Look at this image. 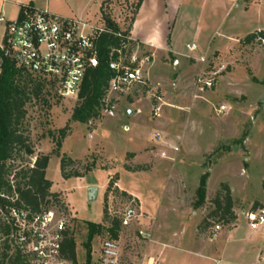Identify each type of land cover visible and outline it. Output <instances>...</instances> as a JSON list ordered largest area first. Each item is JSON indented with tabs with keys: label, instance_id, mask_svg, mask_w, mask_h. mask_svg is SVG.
<instances>
[{
	"label": "rangeland",
	"instance_id": "obj_1",
	"mask_svg": "<svg viewBox=\"0 0 264 264\" xmlns=\"http://www.w3.org/2000/svg\"><path fill=\"white\" fill-rule=\"evenodd\" d=\"M42 1L48 2L54 17L83 19L88 26L104 25V11L125 32L140 0ZM262 6L260 18L264 24V2ZM255 9L250 13L252 20H256ZM183 42L186 44L185 39ZM245 45L229 59L211 58L203 69L174 65L172 59L149 65L145 86L113 100L114 117L102 109L97 120L73 122L77 98L49 97L47 105L36 102L29 107L27 131L36 155H50L47 178L66 209L55 205L51 212L55 221L66 222L74 234L78 264H88L86 222L109 226L103 215L106 197L110 218L120 217L128 207L143 215L123 229L121 264H147L150 257L160 258L159 241L166 242L178 234L183 219L192 223L189 230L199 224V234H204L207 241H213L211 233L216 224L221 232L229 229L231 226L211 216L225 185L230 188L237 220L264 209V46L257 40L247 48ZM201 74L214 79V87L200 91L197 81ZM157 106H161L159 118L153 113ZM221 106L229 108L228 114L217 115L216 109ZM62 131L66 136L57 155L56 142ZM156 131L166 142L180 147L175 160L159 158L160 145L152 140ZM62 156L75 161L67 173L77 172L82 177L62 178ZM203 177L207 192L201 202L196 192ZM112 179L116 182L106 194ZM119 182L125 191L120 190ZM91 187L99 190L93 202L88 197ZM242 225L245 232L252 230L246 220ZM139 231L145 234L141 238L137 237ZM105 236L93 239L90 264H97ZM224 244V240L215 242ZM199 250L177 246L174 252L180 255V261L175 264H213L193 255ZM243 264L257 263L245 254Z\"/></svg>",
	"mask_w": 264,
	"mask_h": 264
},
{
	"label": "built area",
	"instance_id": "obj_2",
	"mask_svg": "<svg viewBox=\"0 0 264 264\" xmlns=\"http://www.w3.org/2000/svg\"><path fill=\"white\" fill-rule=\"evenodd\" d=\"M1 21L5 22L6 28L0 45V66L3 59H9L24 73L49 83L53 95L58 99L78 98L86 74L100 64L97 41L101 35L109 33L105 26H88L80 20H62L47 11L28 8L22 9L19 18L14 21ZM260 33L257 41L264 46V31ZM116 36L121 43L118 49L112 48L109 53L108 65L113 77L103 108L109 117L115 116L113 100L117 101L121 95L127 97L146 85L147 69L152 60L138 44H131L129 37L122 34ZM187 50L195 52L197 46H187ZM201 62L205 63L206 60L201 59ZM174 65H178V61H174ZM214 83V79H205L204 74L197 81L200 91L211 89ZM228 112L226 106L216 109L218 116ZM153 113L159 118L161 106L155 107ZM152 140L160 145L157 152L163 160H175L180 153V147L166 142L160 132L156 131ZM7 213L0 220L7 230V233L0 230V264H18V255L22 264H71L61 255L66 222L55 221L52 212L32 216L12 208ZM119 218L122 228L128 229L143 215L136 208L128 207ZM246 221L254 231L264 229V209L249 212ZM220 232L221 226L216 224L211 239H217ZM139 235L145 234L139 231ZM121 259V244L104 240L98 264H121ZM147 264L162 262L159 256L150 257Z\"/></svg>",
	"mask_w": 264,
	"mask_h": 264
},
{
	"label": "trees",
	"instance_id": "obj_3",
	"mask_svg": "<svg viewBox=\"0 0 264 264\" xmlns=\"http://www.w3.org/2000/svg\"><path fill=\"white\" fill-rule=\"evenodd\" d=\"M142 1H139L135 15ZM102 18L109 33L101 35L97 41L100 64L86 74L77 98V105L71 117L73 122L81 124H88L97 120L104 108L109 83L113 77L108 65L109 53L112 48L118 49L121 43L116 35L122 34V36L130 38V27L123 32L119 25L104 11H102ZM259 36H261L260 32L249 35L244 39V42H254ZM130 43L136 44L133 41ZM49 97L57 98L56 95H53L49 83L33 78L18 69L11 60L3 59L0 66V220L6 217L8 210L12 208L20 212H27L32 216L49 213L52 206L55 205L66 211L61 196L53 191V182L47 178L51 157L44 154L36 155L26 127L29 107L35 105L36 102L47 105ZM65 136L66 132L62 131L60 139L56 142L57 153L55 154L57 155L62 148ZM32 158H35V160L30 165L29 161ZM60 163L61 175L64 180L82 177L77 172L67 173L66 169L75 164V161H72L69 157L62 156ZM113 180L109 182L106 194L112 189L116 178ZM223 191L224 193L219 194L215 200V210L211 216L216 219V222L231 226L237 222L234 202L230 188L225 185ZM206 192V178L203 177L196 192L201 202L205 199ZM107 202L108 198L106 197L103 215L109 224L107 228L101 224L86 222L88 227V264L91 263V243L95 237L106 235L105 240H113L120 244L122 242L121 219L119 217H109ZM206 225L209 226V223L206 222ZM200 229L202 228L200 227ZM0 230L7 233L1 221ZM137 234V237L141 238L139 233ZM61 255L71 264H78L74 234L69 229L65 232ZM17 260L18 264H22L20 255H18ZM98 262L99 259L97 264Z\"/></svg>",
	"mask_w": 264,
	"mask_h": 264
},
{
	"label": "crops",
	"instance_id": "obj_4",
	"mask_svg": "<svg viewBox=\"0 0 264 264\" xmlns=\"http://www.w3.org/2000/svg\"><path fill=\"white\" fill-rule=\"evenodd\" d=\"M263 2L264 0H143L130 26V39L151 56V64L172 59L190 70L201 69L205 66L201 59H205L206 63L211 58L219 61L229 59L242 44H246L245 48L250 46V43L244 42L246 37L264 31L260 18ZM49 7L48 2L42 0H0V45L6 28L1 19L6 22L14 21L24 8L50 12ZM253 8L257 10L256 20L250 18ZM99 11L101 13V5ZM82 21L84 22L83 19ZM190 45H196L197 50L188 51L187 46ZM118 186L125 191L120 182ZM183 220L185 222L178 234H173L166 242L159 241L162 264L180 261V255L174 252L180 245L202 249L192 252L193 255L213 264H243L245 254L255 263L264 264V229L254 231L246 227L248 229L245 232L242 224L246 219L240 218L213 241H207L204 234H199V224L192 225L189 230L190 220ZM223 240L224 245H215V242L221 243ZM233 244L236 245L233 247ZM203 250L205 253L208 251L207 254L201 252Z\"/></svg>",
	"mask_w": 264,
	"mask_h": 264
},
{
	"label": "water",
	"instance_id": "obj_5",
	"mask_svg": "<svg viewBox=\"0 0 264 264\" xmlns=\"http://www.w3.org/2000/svg\"><path fill=\"white\" fill-rule=\"evenodd\" d=\"M98 193H99V190L97 187L89 188V190H88L89 201L90 202L96 201L98 198Z\"/></svg>",
	"mask_w": 264,
	"mask_h": 264
}]
</instances>
